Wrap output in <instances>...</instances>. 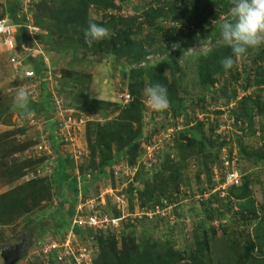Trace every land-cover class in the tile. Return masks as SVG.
I'll use <instances>...</instances> for the list:
<instances>
[{"label": "rangeland", "instance_id": "obj_1", "mask_svg": "<svg viewBox=\"0 0 264 264\" xmlns=\"http://www.w3.org/2000/svg\"><path fill=\"white\" fill-rule=\"evenodd\" d=\"M33 1L38 4L40 0H31L29 2L28 0H22L23 11H26L29 23H33L32 25L37 28V32L31 36L32 47L35 48L36 52H41L44 55L50 66L52 79L47 80L44 77L43 80L37 74L36 79L39 78V81L36 85H33L35 83L29 84L28 80L24 79L21 74H17L14 66L10 63L12 53H9L5 47L0 45V207L8 206L12 202L11 199L17 195H19L17 201L22 200V204L25 206L24 212H20V209L11 208L7 213L0 215V220H2L0 221V264L11 263L15 259L14 257L11 258V254L17 248H23L24 252L29 253V256L21 257L16 263L26 264L29 262L30 256H36L38 245L41 241L48 237L63 236L70 229L67 222L72 218L67 209L73 203V186H71L70 181H67V183L63 182L65 181L63 174H70L71 177L77 176V173L82 174L85 168H89V172H93L94 169L89 167L91 153L87 139V127L91 121L100 124L106 122V117L102 116L99 111L77 109V113L73 116V119L77 118L75 130L72 131V135H67L65 138L59 134L60 130L57 133L55 125L57 121L53 119L54 114L52 122L49 121L50 119L43 112L35 111L33 112L34 117L25 118L20 110L14 109L13 98L16 91L22 86L30 90V107L31 102L38 103L40 101L44 88L48 89L50 93V86H48L50 83L53 87L51 91L59 93L64 103L68 106L69 100H78V95L72 96L67 88L61 92L59 88L62 85H66L64 77H62L63 70L73 69L74 71H82L91 75V79L86 80V84H84V87L89 84L88 87L90 89L87 92L89 96L104 101L123 103L122 95L128 91L130 83L129 77L126 76L130 66L125 58L116 60L112 55H109L105 59L99 60L96 57L87 61L69 55H59L54 49L51 51L52 42H50L47 31L36 23V3L34 4ZM115 2L118 6H121V10L112 9V12L116 15L139 17L143 8L149 3H153L152 0H115ZM12 3L13 0H0V18L5 16V11L8 7H12ZM104 13H98L95 7L91 11L94 19H100ZM222 21L225 22L226 18L223 17ZM164 25L169 30L172 23L168 22ZM147 33L148 29L145 27L143 35ZM140 36L141 34L138 33L135 37L138 39ZM169 41L166 37L157 36L154 43V48H156L157 52H151L149 59L167 57L170 52L165 45ZM201 41H198L196 46L187 48L179 60L182 68L185 66L186 69L179 94L185 99L189 113L192 114L193 108L196 109L195 120L191 121L193 127L203 122L205 123L203 132L207 136L218 142L222 140L229 142L228 145L223 146L219 151L221 160L219 166H215L212 170V175L208 176L201 156H187L188 154L186 153L188 152H183L182 148L179 147L180 144L183 145L186 142V140H181L179 133L186 127L185 119L181 116L174 118L171 114L167 116L158 114L157 117H152L154 112L158 111L151 109L147 105L143 92L142 99L146 105V123L144 124V137L140 140L138 146L137 154L139 155L136 157V161L132 164L128 158L122 159L108 168L106 175L101 176L98 180H93L92 175L89 178L86 177L88 180L92 179L93 181L91 186L89 185L90 189L86 198L98 197V200H100L101 195H103L105 203L101 204L99 211L112 212L117 209L121 210V213L123 211L124 214L132 213L127 219H129L130 223H133V219H136L134 215L144 211L140 192L135 189L144 190L146 189L145 184L158 183V178H160L158 175L165 166L164 158L168 153H171L172 164H180L185 159L183 161L184 165L180 166L181 169L177 179L173 178L170 180L168 178L169 175H172L170 170L165 173V190L171 196L169 204L172 205V208L166 211L164 215L166 219L162 221L155 217L153 220H149L150 223H146L144 227L149 229L146 232H141L143 228L142 221L145 218L140 219L141 221H134L135 228L128 229V236L130 237L128 240L134 239V243L143 244L150 239L159 238L161 239L160 241L166 242L167 236L170 235L174 237L177 249H186L195 242L196 232L194 228L198 223L206 228L212 225L216 227L217 233L215 240L211 241V256L217 260L226 250L227 239L238 240L241 246L246 245L248 241H256V250L258 252L260 251L261 243L264 242V238L259 241L256 236L257 232L264 234V220H262L264 219V211L261 206L264 203V161L259 160L256 162L250 151V148H259L264 143V138L262 137L264 133L259 130L264 117L257 116L255 119L254 127L257 129V133L252 136H246L247 130L244 132L239 127H236L235 124L240 125V123L236 122L233 113V107H235L237 100L246 94L260 93L264 99V90L261 91L264 88L258 86L244 88L248 75L245 65H250V56L258 53L264 47V44L257 48H248L244 56L235 63L232 70H227L223 74L214 76L217 89L221 90L225 83L228 84L227 89L229 91L233 85L238 88L237 100H231L229 104H225L228 101L227 98L222 97V93L218 92L221 97L215 102L212 99V96L216 95L215 93L208 97L207 112L203 113L198 107L191 106V96H195L199 89L195 62H186V59L188 55L194 52L198 54L204 53L207 49L218 45L219 41L215 43L212 38L202 41L203 43ZM177 45L179 46L180 43ZM17 54L23 58V61H27V53L23 49L18 50ZM25 65L29 66L27 62H25ZM254 66L255 64L251 63L248 68L253 69ZM29 67L32 66L30 65ZM237 72L241 74L238 80L232 78V76H236ZM166 74L170 75L168 69H166ZM177 75H180V71H178ZM41 82L44 83L43 86H41ZM75 92L78 91L75 90ZM79 100L87 103L84 97L79 98ZM110 109L116 111L113 105L110 106ZM219 109L223 111L221 115L215 113ZM115 111L110 113L108 119H113L118 115L119 112L115 113ZM215 122H218L220 126L216 129L215 134L211 135L210 127ZM65 129L67 130L68 128L65 127ZM168 129H173L170 138L168 136L169 133L166 136ZM197 130L199 131V129ZM51 134H54L55 140L59 142L57 148L53 147L50 138ZM238 135L241 136L243 145H246L245 151L237 138ZM40 144L43 147L41 150L37 148ZM45 148L50 149L53 154H47V151L44 150ZM59 156L62 158H59ZM65 160L69 163L68 167ZM99 161L100 156H97L96 162L98 163ZM14 167H17V169L24 168L25 172L14 177L12 175L15 172ZM221 167H224L226 172L229 169H235L238 172L239 181L237 184L235 182L234 185H241L249 178L252 191L249 201L253 202L251 204L257 209L259 217H252L251 219L254 220L241 226L237 223V221H241L240 214H233L232 212H228L226 215L229 219L215 218L212 222L207 221L204 211L207 202L217 209H225V205H230V203L233 211L239 209L238 203L234 201V198L229 193V188H232L233 184L231 183L233 182L226 181V178L222 180L225 173L224 169L221 170ZM115 171H118V174H115ZM36 179L38 181L34 185L30 186L28 184ZM80 182L82 186L88 183L82 177ZM24 186L25 189L23 190L22 187ZM42 186L45 187H43L45 190L40 194L29 196L30 187L40 190ZM61 192H64L68 202H65L63 209L60 213H57L61 203H63ZM160 194H162L161 189H157L156 195ZM84 195L85 193L83 192ZM5 196L6 198L7 196L10 197L8 198L9 200L4 199ZM75 197L79 198V196ZM163 200H167V198H162L161 201ZM74 203L73 211H76L77 199ZM12 207L15 206L12 204ZM125 223H127L126 220H122L116 230L119 247H122L121 232L125 227ZM224 227L227 228V233H224ZM238 229L244 231L243 235L237 232ZM98 233L99 230L94 228L93 230L87 228L85 231V238H88V241L84 243L89 246L92 245L95 251L98 249L93 243H95V236ZM171 233L173 234L171 235ZM93 236L94 239H92ZM163 249H165L164 246ZM95 257H93L92 264H95ZM53 264L58 263L54 261Z\"/></svg>", "mask_w": 264, "mask_h": 264}, {"label": "trees", "instance_id": "obj_2", "mask_svg": "<svg viewBox=\"0 0 264 264\" xmlns=\"http://www.w3.org/2000/svg\"><path fill=\"white\" fill-rule=\"evenodd\" d=\"M152 1L153 3H149L143 8L140 17L116 15L113 13L112 9L121 10V6H118L115 0H40L38 4L33 1L34 4L36 3V23L47 31L50 42H52L51 51L54 49L59 55H69L87 61L96 57L99 60L105 59L109 55H112L116 60L125 58L130 66L126 75L130 79L128 88L130 99L126 103H124V99L122 100L123 103H119L92 98L87 93L90 89L88 87L89 84L84 87V84H86L85 81L91 79V75L82 71H74L73 69H64L62 72V77H64L66 85L60 86V91L63 92L67 88L70 90L72 96L75 94L78 95V100H69L68 106L73 107L75 110L99 111L102 116L106 117L105 123L100 124L91 121L87 127V139L91 153L89 167L94 169L93 172H89V168H85L79 176L71 177L70 174H63L65 180L63 182H71V186H73L72 192L74 194V198L72 199L73 203L67 209L72 218L67 222L68 227L71 226L74 218V202L77 199L75 196L78 195L77 182L80 177L89 183L83 186L85 195H88L93 181L92 179L88 180L86 178L87 174H91L93 180H98L101 176L106 175L107 169L116 162L125 158H128L132 164L136 161V157L139 155L137 154L138 146L140 140L144 137V124L146 123V105L142 97L143 90L147 84L159 83L166 87L170 107L165 111L154 112L152 117L155 118L158 114H165L166 116L171 114L174 118L181 116L185 119L186 127L179 131V133L181 140H186V142L183 145L180 144L179 147L182 148L183 152H188L186 153L188 154L187 156H201L208 176L212 175L213 168L219 166L221 162L219 151L223 146L229 144L225 140L218 142L211 139L210 136H207L203 132V128L205 127V123L203 122L198 123L194 127L192 126L191 121L195 120L196 109L193 108L192 114L189 113L185 99L179 94L186 70L185 66L182 68L179 60L183 56L184 51L187 48L196 46L198 41H204L208 38H212L215 43L219 41L218 45L207 49L204 53L198 54L194 52L188 55L186 59V62H195L199 89L195 96H191V106L198 107L203 113H206L208 97L216 93V95L212 96L213 101L216 102L221 97L220 92L222 93V97L228 100L225 104H229L231 100H237L238 88L236 86L233 85L229 91L227 89L228 84L225 83L221 90H219L215 87L214 80L215 75L223 74L226 71L220 64L221 59L225 56L232 55L230 47L224 44L220 36V25L223 22V17L226 18V21L231 20V16L229 15V9L232 6L231 0ZM12 4V7L7 6L8 9L5 11V15L7 14L11 18H15H12L13 21H11L16 25L14 28V36L17 47L11 53L15 54V52L17 53L18 50L20 51L22 49L27 52L28 49L33 48V44L31 43L32 35L25 26L27 23L29 24V21L27 20L26 13L23 11L24 5L22 0H13ZM94 7L100 14L105 12L103 17L100 19H94L92 17L91 11ZM168 22L172 23L169 30L164 25ZM89 23H96L105 27L108 29L109 36L101 41H94L89 45L85 42L84 37V30L87 29ZM145 27H147L148 33L143 35ZM138 33L141 36L137 39L135 36ZM157 36L166 37L170 40L165 45L170 53L165 58L150 60L149 54L151 52H157L156 48H154ZM178 43H180L179 46L177 45ZM26 62L29 66H32L31 68L34 69L36 76L37 74H39L40 78L45 76L44 71L48 69V66L42 53H38L36 56L30 55L27 57ZM249 62L250 65L254 63L255 66L253 69H249L248 66L250 65H245V70L248 75L244 88H248L249 86L264 88V47L258 53L251 55ZM132 65L133 67H131ZM233 67L229 70H232ZM166 69L170 71V75L166 74ZM178 71H180V75H177ZM240 75L237 72L236 76L234 75L232 78L238 80ZM43 85L44 83L41 84V86ZM75 90L78 92H75ZM81 97H84L87 103L79 100ZM112 105L115 106L116 111L110 109ZM30 108L33 112H43L51 119L55 105L53 99L50 97L49 90L44 88L40 101L38 103L31 102ZM113 111L115 113L119 112L118 115L113 119H108L110 113H113ZM215 113L221 115L223 111L219 109ZM233 113L236 122L240 123V125L235 124L236 127H239L244 132L247 130L248 133L246 136L255 135L257 133V129L254 127L255 119L257 116L264 117V99L260 93L246 94L237 100L235 107H233ZM154 118L153 120H155ZM219 126L220 124L218 122L211 124V135L215 134ZM259 130L264 133V121H261ZM262 137L264 138V136ZM50 138L53 147L57 148L59 142L55 140V135L51 134ZM237 138L245 151L246 145H243L241 136L238 135ZM250 151L256 162L259 160L264 161V143L259 148H250ZM97 156H100L98 163L96 162ZM248 157L251 158L249 155ZM59 158L62 157L59 156ZM65 161L67 163V160ZM183 161H181V165L178 163L172 164L171 153H168L164 158L165 166L158 175L160 177L158 178V183H152V185L145 184L146 189L144 190L139 188L135 189L140 192L142 206L145 207L161 203L162 198L171 200V196L165 190V173L170 170L172 175H169L168 178L170 180L173 178L177 179L181 169L180 166L184 165ZM223 169L224 167H221V170ZM14 170L15 172L12 173L14 177L18 174L22 175V172H25L24 168L17 169V167H14ZM230 171L232 169L227 170V172L224 169L225 175L222 177V180H225L227 173ZM37 181L38 179L32 180L28 184L32 186ZM43 187L40 190L30 187L31 192L29 196L40 194L45 190V187ZM22 189L24 190L25 186ZM157 189H161L162 194L156 195ZM229 193L234 198V201L238 203L239 209L233 211L231 203L230 205L226 204L225 209H217L212 207L211 203L207 202L204 211L208 222H212L215 218L229 219L226 216L228 212L240 214L241 221H237L240 226L254 220L251 219L252 217H259L257 209L251 204L253 202L249 201L252 196L249 178L241 185H233L232 188H229ZM60 194L63 203H61L57 213H60L64 207V203L68 202L64 192ZM8 196L7 198L5 196L4 199L10 198ZM18 196L12 197V202L8 206L4 205L0 207V215L7 213L11 208H16V210L20 209V212L25 211L22 200L17 201ZM12 204L15 207H12ZM261 206L264 211V203ZM103 208L106 209L105 207ZM99 213H108L112 216L119 217L121 210L116 209L112 212L103 210L99 211ZM144 218L141 232H146L149 229L144 228L146 226L145 224L150 223L149 220L153 219H149L146 216L142 218L136 217V219H133V223H130L129 219H126L127 223H125V227L121 232L122 247L118 245V238L116 237L117 228L110 227L99 230L98 235L95 236L94 243V246L98 249L95 254L96 257L94 256L95 264H264V242L261 243L260 251L258 252L256 250V241H248L246 245L241 246L238 240L227 239L226 250L223 252V255L218 257L217 260L213 259L211 256V241L215 240L217 229L212 225L206 228L198 223L194 228L196 232L195 242L189 245L186 248L187 250L182 248L177 249L175 246L176 242L173 239L174 237L170 235L167 236L166 242L160 241L161 239L159 238L154 240L150 239L143 244L134 243V239L128 240L130 239L128 229L135 228L134 221H141L140 219ZM157 218L162 221L166 219L162 216H157ZM223 230L224 233H227V228L224 227ZM75 232L80 238H85V231L82 227H75ZM237 232L241 235L244 233L240 229ZM256 236L259 241L264 238L262 232H257ZM162 244L165 249H163ZM22 252L24 250L17 248L14 258H19L18 260H20L21 257L29 256V253ZM50 260L53 264L54 261L51 258ZM35 261L37 262L36 264L45 263V260L37 255L31 257V259L29 258V262L35 263Z\"/></svg>", "mask_w": 264, "mask_h": 264}, {"label": "built area", "instance_id": "obj_3", "mask_svg": "<svg viewBox=\"0 0 264 264\" xmlns=\"http://www.w3.org/2000/svg\"><path fill=\"white\" fill-rule=\"evenodd\" d=\"M29 1L31 0H28V2ZM24 12L26 13V11ZM32 24L33 23H27L25 26L29 29V32L33 36L37 32V28ZM0 26H2L3 28V30H0V45L5 47L9 51H14L17 46L14 36V28L16 27V25L10 23L7 18H2L0 19ZM10 61L17 73H22L25 79H30L31 82L29 81V84L35 83L33 85H36V73L32 69H27L24 67V61L22 57L13 54L10 58ZM47 66L48 69L44 71L45 77L47 80H50L52 79V72L48 63ZM49 86L52 90L53 87L50 85V83ZM51 95L53 97V103L55 105L57 121L59 122L60 135L66 138L67 135H72V131L75 130V123L77 118L73 119V116H75L77 112L74 108L68 107L64 103L59 93L51 91ZM122 96L125 103L129 101L130 94L128 91L123 93ZM65 127L68 129L66 130ZM172 132L173 129H168L166 136L169 133L168 136L170 138ZM37 148L41 150L43 148L42 144H40ZM44 150H46L47 154L49 155L53 154V152L48 148H45ZM118 171H115V174H118ZM77 174L79 175V172ZM90 176L91 174H87L88 178ZM80 181L81 178L78 179L79 198L76 206L75 217L70 230L67 231V233L63 236L50 238L48 237L44 239L37 249L36 255L38 257H42L45 260L44 264H52L50 258L53 261H56L58 264H92L91 262H93V257L95 256L97 250L95 251V249L92 248V245L89 246L84 243L88 241V238H80L75 232V227H82L84 231H86L87 228L91 230H93V228L96 230L108 229L110 227L117 228L119 224H121L122 220L125 221L132 215V213L129 212L127 213L128 215L124 214L123 211L121 216L119 217L112 216L108 213H99L98 208L101 206V204L105 203V197L101 195L100 200H98V197L92 199L86 198L85 195L83 196V186ZM226 181L233 182L231 183L233 185L235 182L237 184L239 181L238 172L235 169H232V171L227 173ZM169 202V200H163L161 203L146 206L143 208L144 211L142 213H136L135 215H133L140 218L146 216L149 219H153L157 216L164 217L166 211L172 208V205L169 204ZM92 239H94V236ZM26 264L35 263L28 262Z\"/></svg>", "mask_w": 264, "mask_h": 264}, {"label": "clouds", "instance_id": "obj_4", "mask_svg": "<svg viewBox=\"0 0 264 264\" xmlns=\"http://www.w3.org/2000/svg\"><path fill=\"white\" fill-rule=\"evenodd\" d=\"M231 4L232 6L229 9V15L231 16V20L225 21L220 25V36L222 38V41L224 42L225 45L230 47L232 52V55L225 56L220 61L222 68L226 71L231 69L234 66V64L244 56L248 48H257L261 44H264V0H231ZM2 18H7L10 23L14 24L9 16L5 15L0 19ZM0 30H3L2 26H0ZM108 36H109L108 29L96 23H89L87 29L84 30L85 42L88 43L89 45H91L92 42L94 41L95 42L101 41ZM174 46L176 47V45ZM7 51L9 53L12 52L9 50ZM15 54L19 55L16 52ZM25 62L26 61H24L25 68L34 70L33 68L26 66ZM17 74H21L23 76L22 73H17ZM44 77L42 78L43 80ZM26 80H28L29 82V79ZM43 80L41 81L43 82ZM38 81L39 78H37V82ZM143 92L146 103L151 109L161 112L167 110L170 107V101L168 99L167 89L163 85L159 83L147 84ZM30 96H31L30 90L22 86L16 91L15 96L13 98V108L20 110L21 113L25 116V118H31L34 115L33 110L29 107ZM50 97L53 99L51 95V89H50ZM53 114H54L53 119L57 121L55 108L54 111L52 112V115ZM49 121H52V117ZM55 125L57 127V133H59V122L57 121V124ZM77 176L79 175L77 174ZM78 193H79V188L77 186V194ZM77 202H78V198H77ZM74 217H75V213H74Z\"/></svg>", "mask_w": 264, "mask_h": 264}, {"label": "crops", "instance_id": "obj_5", "mask_svg": "<svg viewBox=\"0 0 264 264\" xmlns=\"http://www.w3.org/2000/svg\"><path fill=\"white\" fill-rule=\"evenodd\" d=\"M6 15H7V14H6ZM7 16H9V15H7ZM26 53H27L26 57H29L30 55H31V56H33V55L36 56V54H38V53L41 54V52H38V51L36 52V51H35V48H30V49H28ZM28 65H29V64H28Z\"/></svg>", "mask_w": 264, "mask_h": 264}, {"label": "flooded vegetation", "instance_id": "obj_6", "mask_svg": "<svg viewBox=\"0 0 264 264\" xmlns=\"http://www.w3.org/2000/svg\"><path fill=\"white\" fill-rule=\"evenodd\" d=\"M23 250V248L21 249ZM17 249L13 252V254H11V258H13L16 255Z\"/></svg>", "mask_w": 264, "mask_h": 264}, {"label": "water", "instance_id": "obj_7", "mask_svg": "<svg viewBox=\"0 0 264 264\" xmlns=\"http://www.w3.org/2000/svg\"><path fill=\"white\" fill-rule=\"evenodd\" d=\"M18 259L19 258H16V259H14L11 263H9V264H16V262L18 261Z\"/></svg>", "mask_w": 264, "mask_h": 264}]
</instances>
